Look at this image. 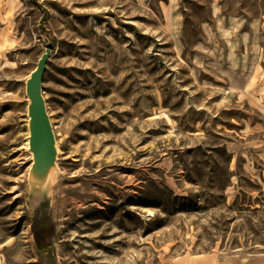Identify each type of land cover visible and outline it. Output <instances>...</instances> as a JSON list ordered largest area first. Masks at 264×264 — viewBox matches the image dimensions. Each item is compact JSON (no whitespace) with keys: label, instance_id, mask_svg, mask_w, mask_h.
I'll list each match as a JSON object with an SVG mask.
<instances>
[{"label":"rangeland","instance_id":"374dc122","mask_svg":"<svg viewBox=\"0 0 264 264\" xmlns=\"http://www.w3.org/2000/svg\"><path fill=\"white\" fill-rule=\"evenodd\" d=\"M263 112L264 0H0V264H264Z\"/></svg>","mask_w":264,"mask_h":264},{"label":"water","instance_id":"95a60500","mask_svg":"<svg viewBox=\"0 0 264 264\" xmlns=\"http://www.w3.org/2000/svg\"><path fill=\"white\" fill-rule=\"evenodd\" d=\"M49 55V49L42 54L40 60L38 61V66L32 78L27 85V93L32 99V104L29 107L30 115L32 116V126L37 139L41 145H44L47 137V124L46 115L44 112L43 100L40 93V82L42 79L43 72L45 70V63ZM39 121L42 126H39Z\"/></svg>","mask_w":264,"mask_h":264},{"label":"crops","instance_id":"0c3cea01","mask_svg":"<svg viewBox=\"0 0 264 264\" xmlns=\"http://www.w3.org/2000/svg\"><path fill=\"white\" fill-rule=\"evenodd\" d=\"M251 126H261V125H257L256 123H252Z\"/></svg>","mask_w":264,"mask_h":264},{"label":"bare ground","instance_id":"6f19581e","mask_svg":"<svg viewBox=\"0 0 264 264\" xmlns=\"http://www.w3.org/2000/svg\"><path fill=\"white\" fill-rule=\"evenodd\" d=\"M39 126H42V124L40 123V121H39Z\"/></svg>","mask_w":264,"mask_h":264}]
</instances>
